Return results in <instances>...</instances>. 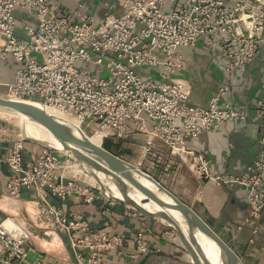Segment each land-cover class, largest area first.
Listing matches in <instances>:
<instances>
[{
	"label": "built area",
	"instance_id": "built-area-1",
	"mask_svg": "<svg viewBox=\"0 0 264 264\" xmlns=\"http://www.w3.org/2000/svg\"><path fill=\"white\" fill-rule=\"evenodd\" d=\"M98 1L106 9L118 5L123 11L106 13L96 23L80 3L67 9L53 0H0V60L10 58L16 64L3 96L60 110L78 121L83 134L85 123L102 140L122 139L130 131L145 134L147 145L160 140L197 179L242 187L245 223L255 233L256 220L264 215V135L256 158L240 174H212L209 161L187 142L226 122L245 120L246 112L220 102L225 84L206 107L187 104L189 87L174 75L185 64L178 49L202 39L220 52L219 64L226 75L244 69L258 54L264 60V0H170L167 9V0ZM17 8L35 18V25H24L22 38L15 34ZM76 61L92 65L93 72L75 67ZM144 66H158L157 76L143 77L136 71ZM253 107L264 120V97L256 99ZM24 141H12L0 165L9 171V197L20 199L22 190L31 194L25 207L30 222L62 234L74 264H101L105 252H121L126 246L124 235L95 232L85 219L66 214L51 202L71 195L86 203L105 196L117 198L94 183L74 178L67 171L70 158L49 145L42 144L34 162L25 165ZM30 235L12 217L0 218V264H52L38 256L28 259L25 242ZM147 249L143 232L138 231L131 257Z\"/></svg>",
	"mask_w": 264,
	"mask_h": 264
},
{
	"label": "crops",
	"instance_id": "crops-1",
	"mask_svg": "<svg viewBox=\"0 0 264 264\" xmlns=\"http://www.w3.org/2000/svg\"><path fill=\"white\" fill-rule=\"evenodd\" d=\"M53 1L67 9L80 3L96 23L106 13L116 15L123 11L118 5L111 10L106 9L98 0ZM13 14L15 34L22 38L25 36L24 25H35V18L18 8ZM178 51L185 64L174 75V79L189 87L187 104L206 107L211 95L225 84L227 90L220 102L246 112L245 120L226 122L218 130L204 131L186 144L187 147L200 151L209 161L212 174L224 177L238 175L256 158L260 146L259 138L264 135V120L255 115L253 107L256 99L264 97V60L258 54L244 69L234 70L226 75L219 64L222 55L218 50L209 48L204 39L198 40L195 46L180 47ZM15 67L16 64L10 58L0 60V91L4 92V84L13 78ZM156 67L158 72L159 67ZM147 125L150 126V122L147 121ZM10 145L8 142H0V157L8 154ZM103 145L107 151L137 166L182 202L201 213L218 233L223 236L230 234L231 246L242 264H264V215L258 217L257 230L252 233L245 223L247 204L246 193L242 187L218 186L197 179L178 157L169 153L163 142L154 139L147 145L145 134L140 132H127L122 139L106 138ZM39 152L40 148L24 143V164H32ZM8 175V169L0 165V218L12 217L22 228L28 230L29 226L25 221L29 217L25 207L31 194L22 190L20 199L9 197L6 194ZM125 194L124 200L120 194H113L117 199L112 200L105 196L86 203L79 196L71 195L63 200L52 198L51 202L64 213L85 219L95 232L125 236L126 246L122 251L105 252L101 264H153L168 260H177L180 264L198 263L185 242L186 237L183 234L184 239L178 233L177 226L171 220L142 213L140 208L150 211L145 209L148 203H138ZM150 212L155 213L153 210ZM138 231L143 232L148 249L132 258L135 233ZM55 237L57 238L49 246L28 247V259L38 256L52 264H74L66 238L62 236L64 239L61 240L58 236ZM198 244L199 252L203 254L205 244ZM214 251L217 257L215 246ZM198 259L200 264H205Z\"/></svg>",
	"mask_w": 264,
	"mask_h": 264
},
{
	"label": "water",
	"instance_id": "water-1",
	"mask_svg": "<svg viewBox=\"0 0 264 264\" xmlns=\"http://www.w3.org/2000/svg\"><path fill=\"white\" fill-rule=\"evenodd\" d=\"M0 108L10 110L22 116L28 117L34 121H37L38 123L46 127L55 136H58L70 142H79L80 147L86 153H83L79 149H76L74 147H68L67 149L70 150L72 154L75 153L82 164L97 165V163H102L109 171L112 172V174L116 177L118 183L121 182V179H124L136 190L147 197V199L155 201L165 209L177 211L181 215V218L183 219L184 225L187 229L188 239H185V237L183 236V232L180 231V226L176 223L171 215L166 214V218L171 220L177 226L178 233L185 239L188 247L191 249L195 258L198 260L197 264H200L198 258H200L205 264H209V262L199 252L195 239L192 236L191 228L199 230L216 243L223 258L224 264H242L239 256L231 246L230 234H226V236H223L222 234L218 233L211 225L210 221L205 219V217L201 213L195 211L193 207L185 204L180 199H178L173 193L164 188L152 176L142 172L137 166L107 151L104 148L103 141L100 145H96L92 143L84 134L83 137L74 135L61 122L54 119L53 117L45 113V111H43L40 107H36V105L33 104L0 97ZM87 153L91 155V157H89ZM136 175H141L142 177L154 183L156 186V190H158L163 198L160 197L155 191L145 187L141 182H139L136 179ZM122 195L123 200L126 199V194L123 193ZM140 209L142 213H148L143 208ZM148 214H152V216L160 215L159 212Z\"/></svg>",
	"mask_w": 264,
	"mask_h": 264
},
{
	"label": "rangeland",
	"instance_id": "rangeland-1",
	"mask_svg": "<svg viewBox=\"0 0 264 264\" xmlns=\"http://www.w3.org/2000/svg\"><path fill=\"white\" fill-rule=\"evenodd\" d=\"M169 3L170 0H167L164 9H167ZM75 67H85L90 72H93L94 70L92 65L90 64L85 65L80 61H76ZM136 71L139 72L143 77L147 76L153 78L156 76L157 67H152V66L138 67L136 68ZM97 74L102 75L100 74L99 71L97 72ZM2 95L3 92L0 91V96L2 97ZM27 125L28 123L25 118L0 110V142L11 143L15 139L23 138L25 139L24 143L30 146H35L38 148H40L42 144L49 145L51 147L54 146L53 148L57 150V152L62 154L63 158H67V159L70 158L69 164L67 163L66 166H67V171H70L69 173H72L74 178L86 183H91V184L94 183V185L100 187L102 190L107 191L109 195H111L114 190L115 192H117L116 193L117 195L127 193V196L131 197L132 199H135L138 203H142V204L148 203V205H145V209L159 212L160 213L159 217H166L164 211L161 209V206L159 204H157L155 201L150 199H143V196L138 194L127 182L121 180V182L118 183L116 177L112 173H110L109 179H103L101 177V170L98 163L97 165L82 164L75 155V153L72 154L70 150L67 149L68 147L70 148L72 147L69 143L64 145L62 144V145L52 146L51 144L41 142L38 139L32 137V135L28 131ZM82 127L85 129L86 135L92 134L91 132L92 127L87 126L85 123L82 124ZM100 137L102 138V135ZM88 156L91 157L90 155ZM150 211L147 212L152 213ZM25 222L26 225L29 226L28 230L32 234L30 235V238L25 242L26 247L39 248L40 246L41 247L46 245L49 246L53 242L54 238H57L55 236H58V238L61 240L64 239L63 238L64 236L60 233H55L52 231L46 232L35 227L32 224V222H30L29 218Z\"/></svg>",
	"mask_w": 264,
	"mask_h": 264
},
{
	"label": "bare ground",
	"instance_id": "bare-ground-1",
	"mask_svg": "<svg viewBox=\"0 0 264 264\" xmlns=\"http://www.w3.org/2000/svg\"><path fill=\"white\" fill-rule=\"evenodd\" d=\"M2 97L6 98L3 95H2ZM36 107H40L43 111H45V113H47L48 115H50L54 119L58 120L59 122H61L74 135L83 137V133L79 129L78 121L74 120L73 118H71L70 116L65 114L64 112H62L60 110H57L55 108H52V107L38 105V104H36ZM0 110L6 111V112H9V113H12V114H15L17 116H21V117L25 118L27 123H28L27 128H28L29 133L32 135V137L38 139L41 142L51 144L52 146L53 145H62V144L64 145V144L69 143L72 147H74L76 149H79L80 151L85 152L80 147L79 142H70V141H67V140H65L63 138L55 136L52 132H50L46 127H44L42 124L38 123L37 121H34V120H32V119H30L28 117L22 116L20 114H17L15 112H12V111L7 110V109H1L0 108ZM84 135L87 136L88 139L92 143H94L96 145H100L102 143V141H103L102 138L100 137L101 134H97L96 133V134L86 135V133H85ZM98 164H99L100 170H101V177L103 179H109L110 173H112V172L109 171L105 167V165H103L102 163H98ZM75 172H76V170H75ZM136 179L139 182H141L145 187L155 191L160 197H162V195L158 192V190H156V186H155L154 183H152L148 179L142 177L141 175H136ZM121 180L127 182L124 179H121ZM131 187L138 194L143 196V199H147V197H145L142 193H140L138 190H136L133 186H131ZM116 193L117 192H115V190H114L112 192L111 196L115 197L113 194H116ZM120 195H121L120 197L123 198V195L122 194H120ZM161 209L164 211L165 215L169 214V215H171L173 217V219L176 221V223L180 226V231H182L184 236L186 237V239H188L187 229H186V227L184 225V222H183V219L181 218V215L177 211L168 210V209H165L162 206H161ZM155 213H157V212H155ZM192 236L195 239V242H196V244L198 246V250H199V244H198L199 242H202V243L205 244V249L203 251V254L202 253L201 254L207 259L209 264H224L223 258H222L221 254H220V251H219V248H218V246L216 245V243L213 240H211L208 236H206L205 234H203L200 231H193L192 230ZM214 246H215V250L217 249V257H215V254H214V252H215L214 251Z\"/></svg>",
	"mask_w": 264,
	"mask_h": 264
}]
</instances>
